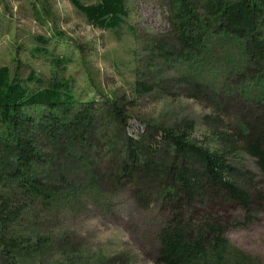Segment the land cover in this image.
I'll list each match as a JSON object with an SVG mask.
<instances>
[{"label":"trees","instance_id":"obj_1","mask_svg":"<svg viewBox=\"0 0 264 264\" xmlns=\"http://www.w3.org/2000/svg\"><path fill=\"white\" fill-rule=\"evenodd\" d=\"M91 1L72 3L94 27L116 30L125 23L126 0ZM162 2L169 29L144 44L151 61L139 60L137 98L155 90L141 66L161 61L157 69L177 74L171 83L188 86L192 98L217 113L225 105L229 111L226 99L236 98L231 112L239 130L211 131L220 148L198 141L187 120L146 124L133 137L128 129L135 101L81 100L68 80L43 86L35 73L22 80L17 70L0 67V264H26L49 242L32 229L38 215L59 219L84 203L103 198L108 204L120 191L130 192L141 209L158 205L168 212L157 264H264L228 238L231 228L246 227L264 212V0ZM163 40L176 46L168 50ZM215 62L223 63L217 75ZM65 63L53 60L57 67ZM206 120L214 129L223 123ZM238 152L256 162L261 179L230 163ZM204 203L211 211L198 208ZM220 207L239 210L245 224L228 212L215 217ZM72 250H59V263L75 264L70 258L78 249Z\"/></svg>","mask_w":264,"mask_h":264},{"label":"rangeland","instance_id":"obj_2","mask_svg":"<svg viewBox=\"0 0 264 264\" xmlns=\"http://www.w3.org/2000/svg\"><path fill=\"white\" fill-rule=\"evenodd\" d=\"M82 1L95 4L91 0ZM126 9L128 16L122 26L116 30H102L91 25L72 0H0V67H8L14 73L17 70L22 80L35 73L43 86L55 79L68 80L81 100L125 98L135 101L128 129L133 137L142 133L146 124L169 126L187 120L194 122V137L198 141L209 148H220L222 145L212 138L239 130L235 114L231 112L239 103L237 99H226L230 112L225 105L217 113L203 101L192 98L188 86L171 83L170 77L177 74L167 72V68L164 72L157 69V65L164 66L161 61L141 66V72L145 73L143 79L151 82L155 90L137 98L135 84L141 77L139 60L151 61L144 51V44L168 31V13L162 0H126ZM162 43L168 50L176 46L173 41L163 40ZM55 58L69 61V64L57 67L53 64ZM221 66L223 63L219 62L211 65L216 75ZM188 70L181 68L182 73ZM29 87L39 88L33 84ZM259 92L250 96L258 99ZM253 103L256 102L249 105L252 107ZM208 118L223 123L214 129L212 123L207 122ZM211 131L218 135L214 137ZM230 163L243 171L250 170L261 179L256 162L247 154L235 153ZM65 170L63 167L57 169L60 174ZM197 206L205 212L211 211L209 204ZM71 210L59 219L38 215L32 221V229L42 238H49V242L32 255V259L27 256L26 264H61L57 253L63 249L69 255L73 253L72 249H78L76 257L70 258L75 264L114 261L119 264H157L158 235L169 217L158 205L141 209L130 192L120 191L108 204L101 198L98 203H84ZM227 212L232 221L245 224L239 210L220 207L214 216H224ZM57 233L65 237L57 240ZM228 238L232 244L264 263V212L257 214L246 227L231 228Z\"/></svg>","mask_w":264,"mask_h":264}]
</instances>
